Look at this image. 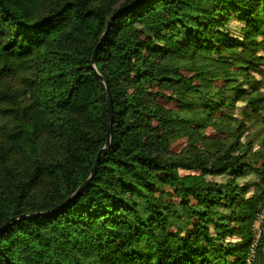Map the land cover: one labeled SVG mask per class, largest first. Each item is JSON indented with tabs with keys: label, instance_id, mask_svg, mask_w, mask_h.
Instances as JSON below:
<instances>
[{
	"label": "trees",
	"instance_id": "obj_1",
	"mask_svg": "<svg viewBox=\"0 0 264 264\" xmlns=\"http://www.w3.org/2000/svg\"><path fill=\"white\" fill-rule=\"evenodd\" d=\"M263 113L264 0H0V264H246Z\"/></svg>",
	"mask_w": 264,
	"mask_h": 264
},
{
	"label": "rangeland",
	"instance_id": "obj_2",
	"mask_svg": "<svg viewBox=\"0 0 264 264\" xmlns=\"http://www.w3.org/2000/svg\"><path fill=\"white\" fill-rule=\"evenodd\" d=\"M240 28H241V25L238 22L234 20L230 21L229 31L231 34L237 35V32L240 30ZM246 110L247 109L245 105L241 102H238L236 103L235 108L231 112V114L234 118L239 119L241 112L246 111ZM263 117H264V113H263ZM241 141L250 142L252 152L264 151V124H261V125L260 124H250L247 131L244 133V136L241 138ZM262 175L264 179V160H263V166H262ZM208 179H211V178H208ZM225 179L226 177H220V178H214L213 180H215L218 183H222ZM257 183H258V179L254 175H251V174H247L243 179L238 180L239 185L248 184L249 190H248L247 196L252 194L253 185ZM259 212L260 214H262V212L264 213V196H263L262 203L260 205ZM173 224L180 225V223L178 222H173ZM254 224L255 226H259L261 224V220L258 217H256Z\"/></svg>",
	"mask_w": 264,
	"mask_h": 264
},
{
	"label": "water",
	"instance_id": "obj_3",
	"mask_svg": "<svg viewBox=\"0 0 264 264\" xmlns=\"http://www.w3.org/2000/svg\"><path fill=\"white\" fill-rule=\"evenodd\" d=\"M115 16H112L109 20H108V23L110 21H112L114 19ZM107 28H108V25H107ZM96 50H94L93 52V55H92V58H91V62H92V65L94 64V56H95V53H96ZM98 80L100 82H103V79L98 76ZM105 90H106V95H107V111H108V131H107V136H106V142H105V145L104 147L97 153L96 155V159H95V162H94V165L92 167V170L90 172V175L89 177L83 182V184L77 189L76 191V194L80 193L81 191H83L88 183L91 181L92 177L94 176L95 172H96V169H97V166H98V161H99V158L107 151L108 147H109V141H110V118H111V100H110V94H109V90H108V87L105 86Z\"/></svg>",
	"mask_w": 264,
	"mask_h": 264
},
{
	"label": "built area",
	"instance_id": "obj_4",
	"mask_svg": "<svg viewBox=\"0 0 264 264\" xmlns=\"http://www.w3.org/2000/svg\"><path fill=\"white\" fill-rule=\"evenodd\" d=\"M257 217L261 220V223H262L264 219V213L262 212V214H260L259 212ZM260 235H261V224L259 226H255V224H253L252 226L253 239H252V244L247 253L246 264H251L254 259V251H255L256 244L260 238Z\"/></svg>",
	"mask_w": 264,
	"mask_h": 264
}]
</instances>
